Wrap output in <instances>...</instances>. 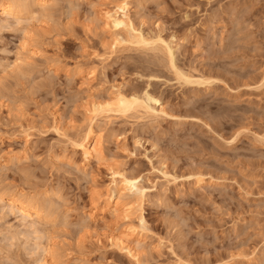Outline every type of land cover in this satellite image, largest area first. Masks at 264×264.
I'll return each mask as SVG.
<instances>
[{
    "label": "rangeland",
    "instance_id": "obj_1",
    "mask_svg": "<svg viewBox=\"0 0 264 264\" xmlns=\"http://www.w3.org/2000/svg\"><path fill=\"white\" fill-rule=\"evenodd\" d=\"M21 1L0 12V264H136L119 235L141 264H264V0H123L148 44L106 22L122 0ZM117 93L143 106L97 115L88 162L75 142ZM115 171L143 223L90 217Z\"/></svg>",
    "mask_w": 264,
    "mask_h": 264
},
{
    "label": "bare ground",
    "instance_id": "obj_2",
    "mask_svg": "<svg viewBox=\"0 0 264 264\" xmlns=\"http://www.w3.org/2000/svg\"><path fill=\"white\" fill-rule=\"evenodd\" d=\"M50 1L51 0H37V5L39 6V8H41V12L42 11L44 12V10H46L45 7ZM129 6L130 5L128 4L127 1L122 0L120 2L115 3L111 9L104 7L102 9L104 18L106 22L112 25L113 27L117 29L126 30L128 33V37H127L128 42L134 44L137 43L148 44L149 41L145 39L140 33H138L137 30L134 28L129 15L130 13ZM23 10H24V5L21 0H0V12L6 16L17 18L21 13L23 14ZM169 54H172L171 49H169ZM171 60L173 61V57L171 58ZM147 97L148 100L154 102L155 104L159 103V100L157 98H154L152 96H147ZM147 105L146 104L144 105L146 110H154L152 107ZM104 106L106 107L103 108ZM142 106H143L142 100H140V97H138L136 93H132L128 96L122 93H117L114 99L112 98L111 100L106 101L104 105L103 103H97L93 105L94 108L93 107H92L93 109L91 108L93 113L91 112L90 109L93 118L91 117L90 119L91 121H89L85 133L79 136L77 139L78 141L75 142L76 146L82 150L85 160L89 162L92 159H94L99 153H102L101 152L102 136L95 129L96 128L95 122L97 115L99 116V114L103 111L104 112L114 111L115 113H119V114L122 113L124 115L125 113L132 112L134 109H137V107H142ZM99 155L101 156V154ZM99 155L97 158L101 159L102 157H99ZM114 174L120 177L119 184H117L114 189H111L104 198L101 197L100 195L94 197L93 200L94 205H93V209L91 210L92 213L90 214V217L93 219L94 217H97L99 213L102 214L104 212H107L108 210L109 211L112 210L113 208L117 212L116 215L117 218L119 217V219L132 221L134 220L133 218L135 216L136 219H138L141 223H143L144 219L142 213H135V212L138 210L137 207H140V205L144 202L145 199L144 189H141L137 186L136 178L127 177L118 171L117 172L115 171ZM203 179H204L203 177L198 178L196 183L198 185L203 183L204 182ZM126 196H128L129 198L123 199ZM10 198H11L10 204L13 205L14 209H17L21 213V215L25 218L34 216L40 219L45 214L43 207L41 205L33 203L31 200H29V198L19 199L11 196ZM128 231L132 236L133 235L139 236L140 234L139 233L140 230L138 232L137 225L135 226L129 225ZM122 236L123 238L120 235L119 237L118 236L115 237V239L113 240L114 243L117 245L119 244V246H122L120 250L121 249H123L124 251L126 250L127 255L129 254L131 258H134L136 260L135 261L136 264H141V260H139L140 258L139 254L138 252L136 253L137 249L135 246H137V244L135 246L132 245V243H128V244L126 243L127 245L124 244V242H127V240L124 241L125 235ZM136 240H137L136 242H139V238H136ZM48 250L47 253H49ZM50 254L52 255V253ZM50 254L48 255L50 256ZM46 258L47 257H45L44 259L47 260ZM44 259L43 261L45 262ZM43 264H46V262Z\"/></svg>",
    "mask_w": 264,
    "mask_h": 264
}]
</instances>
